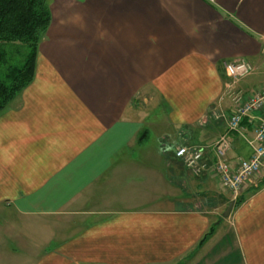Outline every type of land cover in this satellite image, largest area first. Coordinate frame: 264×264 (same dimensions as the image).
I'll return each instance as SVG.
<instances>
[{
  "label": "crops",
  "instance_id": "crops-1",
  "mask_svg": "<svg viewBox=\"0 0 264 264\" xmlns=\"http://www.w3.org/2000/svg\"><path fill=\"white\" fill-rule=\"evenodd\" d=\"M47 1L35 78L0 115V264H264V172L229 217L232 200L209 211L224 63L254 66L247 96L264 88V0ZM254 126L230 137L231 167Z\"/></svg>",
  "mask_w": 264,
  "mask_h": 264
},
{
  "label": "built area",
  "instance_id": "built-area-1",
  "mask_svg": "<svg viewBox=\"0 0 264 264\" xmlns=\"http://www.w3.org/2000/svg\"><path fill=\"white\" fill-rule=\"evenodd\" d=\"M227 81L224 97L233 105V113L228 121V130L222 135L212 150L215 154L213 172L222 187L237 197L243 187L264 169V88L247 96L238 89L239 84L251 76L255 68L245 60L224 63ZM254 126V138L249 140L251 156L239 161L234 168L228 162L232 150L231 135L241 130L244 122ZM176 158L196 176L208 170L207 148L182 147L175 153ZM242 186V187H241Z\"/></svg>",
  "mask_w": 264,
  "mask_h": 264
},
{
  "label": "trees",
  "instance_id": "trees-1",
  "mask_svg": "<svg viewBox=\"0 0 264 264\" xmlns=\"http://www.w3.org/2000/svg\"><path fill=\"white\" fill-rule=\"evenodd\" d=\"M50 24L51 13L47 0H0V66L8 62V46L27 45L29 50L21 67L5 70L4 78L0 77V113L33 82L39 47ZM212 235L213 231L202 244Z\"/></svg>",
  "mask_w": 264,
  "mask_h": 264
},
{
  "label": "rangeland",
  "instance_id": "rangeland-1",
  "mask_svg": "<svg viewBox=\"0 0 264 264\" xmlns=\"http://www.w3.org/2000/svg\"><path fill=\"white\" fill-rule=\"evenodd\" d=\"M20 47V49H19ZM6 50L8 51V62L6 65H3L2 67L0 66V77L1 78H4L5 76V70L8 71L10 68H13V67H16V68H19L21 67L24 63H25V60L29 54V50H28V46L27 45H11V46H8L6 48ZM225 78V82L227 81V78L224 76ZM23 91L18 95L16 96L9 104L8 106L0 113L3 114L4 112L8 111L9 109H11L12 107H14L18 102H20V98H21V95H22ZM148 132L150 134H153V132L151 133L150 130H148ZM219 140V139H218ZM217 140V141H218ZM217 143V142H216ZM215 143V144H216ZM214 144V145H215ZM152 145V144H150ZM148 147H151L153 148V145L152 146H148ZM146 147V151H147V148ZM182 147H187V145H183V144H180L179 148H182ZM191 147V146H190ZM193 147V146H192ZM150 148V149H151ZM151 151V150H150ZM147 155V153H145ZM230 154V153H228ZM227 158H229V155L227 156ZM150 162L153 164V162H156V160H153L152 158L149 159ZM228 160V159H227ZM182 163V162H181ZM183 164V163H182ZM184 165V164H183ZM182 165V166H183ZM192 172V171H191ZM264 172V169H262L260 171V173ZM259 173V174H260ZM257 174V175H259ZM199 176V175H198ZM255 177V176H254ZM195 183V181H194ZM246 186V185H245ZM244 186V187H245ZM222 187V186H221ZM242 187V186H241ZM243 187V189H244ZM215 189V190H214ZM242 189V190H243ZM214 192H217L218 191V195H221L220 198H218L216 200V202H212V203H215L213 205H211L210 210L209 211H214L216 212L217 214L219 213L221 215V213L223 211H226L227 209V206L229 205L228 204V201L229 200H232V202H234V204H236L237 202L240 201V195L241 193L235 197L234 195H231V193L229 191H227L224 187H222V189L216 187L214 185V188H213ZM243 192V191H242ZM198 193V192H197ZM198 201V203L200 202H203L205 200V198H203L201 196V193H198V199H196ZM200 201V202H199ZM199 207V208H198ZM198 207L195 208V210H204L203 207H202V204H198Z\"/></svg>",
  "mask_w": 264,
  "mask_h": 264
},
{
  "label": "water",
  "instance_id": "water-1",
  "mask_svg": "<svg viewBox=\"0 0 264 264\" xmlns=\"http://www.w3.org/2000/svg\"><path fill=\"white\" fill-rule=\"evenodd\" d=\"M234 205H235L234 202H232V203L229 205L227 211H226L225 214H224V217H225V218H227V217L230 216V214H231V212H232V210H233V208H234Z\"/></svg>",
  "mask_w": 264,
  "mask_h": 264
}]
</instances>
